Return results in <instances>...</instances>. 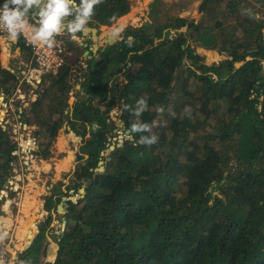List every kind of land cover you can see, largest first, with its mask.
<instances>
[{
	"label": "trees",
	"instance_id": "obj_1",
	"mask_svg": "<svg viewBox=\"0 0 264 264\" xmlns=\"http://www.w3.org/2000/svg\"><path fill=\"white\" fill-rule=\"evenodd\" d=\"M130 10V0H103L90 23L110 24ZM199 11V21L178 17L188 22L185 31L172 22L104 31L115 42L102 43L89 60L95 64L82 71L84 91L73 107L68 80L76 61L86 60L80 45L57 73L45 74L32 108L20 105L45 156L65 123L82 144L66 190L47 197L48 214L14 264H264V0H202ZM197 46L230 57L208 65ZM123 69L124 84L112 85L110 76ZM19 77L0 60L4 93L15 94ZM141 97L149 107L137 118L127 106ZM119 101L125 129L137 120L167 121L152 129L158 143L142 145L141 135L150 134L131 132L110 152ZM14 147L0 122V192ZM102 150L111 159L100 170ZM82 186L85 194L53 214L63 195ZM57 219L63 234L52 226ZM49 236L58 244L49 246L51 260Z\"/></svg>",
	"mask_w": 264,
	"mask_h": 264
},
{
	"label": "rangeland",
	"instance_id": "obj_2",
	"mask_svg": "<svg viewBox=\"0 0 264 264\" xmlns=\"http://www.w3.org/2000/svg\"><path fill=\"white\" fill-rule=\"evenodd\" d=\"M201 1L202 0H130L131 10L121 15L123 16L122 18H115L108 24L110 25L109 28L105 27V29L102 27V34L105 35L106 33L104 31L108 29H114V33L123 34L128 28H134L145 24L153 28L158 26L159 23L163 24L170 22L177 23V26L185 31V28L188 27V22L185 25H181L180 22L177 21L178 17H186L188 19L194 18L196 21H199L201 17L199 4ZM262 29L264 30V26ZM177 34L178 32L170 36H176ZM65 38L69 39V34H66ZM67 43L69 44V41H67ZM72 45H75V42L72 41L70 46ZM77 46L78 45L74 47L75 49H72V56L77 55L75 52L76 49L80 51V48ZM197 50L203 56V61L208 63V65L214 63L219 64L224 59L230 57L226 52L207 49L202 46H197ZM186 60L189 61L188 59ZM189 62L191 63V61ZM5 65H7V63L3 64V66ZM81 68L82 66L77 67L78 71H81ZM126 73L127 71L123 69L118 74V77L116 74H112L110 76L113 78L111 79L112 84L123 85L126 81ZM19 76L17 87L19 84L20 89L26 90L24 96L20 94L17 87L15 94H6L0 86V111L1 113L3 112L2 115L0 114V122L2 128L7 130L9 137L15 145L13 150L14 160L12 170L7 178L9 179V186H5L3 188L4 191L1 190L0 192V217L8 216L6 219L4 217V220H6V226L10 227L13 232L11 246H23L22 248L24 249L32 241L31 238L33 234L35 235L38 232L40 219H43L44 216L48 214V210L45 207L47 197L54 194L53 191H55V189V193H59L58 188L61 187L63 190H66L69 177L81 158L79 149L82 144V136L77 133L78 136L74 137L75 135L73 132H75V130H71L68 126L63 125L49 147L50 156L44 155L43 152H45L46 149L40 152L39 141L34 135L35 125H29L20 116L23 110V106L21 107L20 105L27 104V102L29 104V102L34 99V94L31 92L33 90V83L31 82L30 85L25 88V82L20 83V78H22L23 74L21 73ZM33 82H36V80ZM72 94L75 96L74 99H76L77 93L73 92ZM73 102L74 100H70V104ZM121 107L122 102L119 101L111 111V113L115 114L116 121L121 119ZM116 126L117 122L111 129L109 143L116 144L121 135L124 139L127 136L131 137L132 134L125 131L123 122L121 126L118 127V130H114ZM163 132L166 131L163 130ZM206 133L208 134L207 131ZM87 134L89 135V133ZM107 154L106 151L104 154L105 157H103L105 165L108 159ZM45 164L46 166H44ZM12 173L14 179H10ZM71 193H73L75 197L81 195L80 189L79 192H75L74 189H71L70 194ZM7 204L8 208L5 206ZM36 207L38 208L36 209ZM52 212L53 214H62V212L58 210H53ZM2 221L1 219L0 222ZM33 222L34 224H32ZM62 225L63 222L57 219L52 226L57 233H60ZM48 241L47 259L51 260L53 258L50 257L49 246L53 242L56 243V241L52 236L48 237ZM56 246H58L57 243ZM14 252H17V250Z\"/></svg>",
	"mask_w": 264,
	"mask_h": 264
},
{
	"label": "clouds",
	"instance_id": "obj_3",
	"mask_svg": "<svg viewBox=\"0 0 264 264\" xmlns=\"http://www.w3.org/2000/svg\"><path fill=\"white\" fill-rule=\"evenodd\" d=\"M102 3L103 0H6L3 8L0 9V29H6L9 38L16 40L20 31L31 27L26 19L31 12L38 24L32 29L33 43L39 42L51 47L55 43V37L64 30L72 34L85 31L95 15L96 7ZM148 107V100L145 97L139 98L134 108L127 106L131 115L137 118L142 116ZM157 111L162 115L165 110L160 107ZM169 112L175 115L171 109ZM166 124L167 121H153L152 124H148L137 120L131 124L130 131L149 133L150 135H141L140 144L151 147L159 140L158 135L152 132L153 127L166 126Z\"/></svg>",
	"mask_w": 264,
	"mask_h": 264
},
{
	"label": "crops",
	"instance_id": "obj_4",
	"mask_svg": "<svg viewBox=\"0 0 264 264\" xmlns=\"http://www.w3.org/2000/svg\"><path fill=\"white\" fill-rule=\"evenodd\" d=\"M89 26H95L98 29L96 32H93L92 30L88 29ZM102 27L109 28L110 25H108V24H98L97 25L95 23L91 24L89 22V24L86 26L85 31L72 34V33L68 32L67 30H64L61 34H59L61 37H63L65 39V41L70 42L71 41L70 39H74L75 40L74 42H76L75 46L80 45L83 49V53L82 54L79 53V56L85 57V59H86L84 62L82 60L83 63H81L80 60H77L76 66H74L72 69L73 72L71 73V76L68 80V82H70V84L72 86L71 91H70V98L75 97L72 94L73 92L77 93L73 88L74 85H76L77 87L80 88L79 94H81L84 91L83 80L85 78L83 77L84 75L82 76V71H87V69L89 70L92 62H94V64H95L94 60L91 62H89V60H92L93 57L96 56L97 50L102 45V43H105L106 40H108L106 42H110V43L115 42V41L111 40L107 34H105V35L102 34L103 33ZM66 34H69V39L65 38ZM20 39L21 38L17 37V39L13 41L9 38V34H5V35L0 36V60H1V63H3V64L7 63V65H5L4 67L16 72L18 75L21 74L24 70L26 73L28 69L32 68V66H30V65L35 64V63H30L31 57H30L29 51L23 45L20 44L21 43V42H19V41H21ZM110 49H113V47H111V45H110ZM3 64H2V66H3ZM96 65L99 67L100 65H103V63L100 64L99 62L96 61ZM79 66H83L81 68V71H78V69H77V67H79ZM31 71H32V69H31ZM111 79H113V78H110V83L112 84ZM42 80H40L38 78L36 80V82H33V85H32L33 90L31 92H32V94H34V96H33L34 99L32 101H30L29 104H28V102H27V104H23V106H28L29 108H32L33 102L38 100L39 95H40V90H38V87H39V85L42 86ZM25 91L26 90L21 89L20 94H22L24 96ZM70 98H69V102H70ZM73 103H71L72 107H73ZM46 164L44 166H46ZM4 217L6 219L8 216H4ZM1 218H2V216L0 217V220H1ZM17 227H18V225H17ZM31 239H33V237ZM22 247L23 246H14L13 251L17 250V252H19L21 249H23Z\"/></svg>",
	"mask_w": 264,
	"mask_h": 264
},
{
	"label": "built area",
	"instance_id": "obj_5",
	"mask_svg": "<svg viewBox=\"0 0 264 264\" xmlns=\"http://www.w3.org/2000/svg\"><path fill=\"white\" fill-rule=\"evenodd\" d=\"M5 2L6 1L0 4V9L3 8ZM26 19L31 27L20 31L17 37L21 38L29 48L31 57L30 63L35 64L30 65L32 68L28 69L26 73L25 70L22 72L23 76L20 78V83L25 82V88L38 78L42 80L45 74H48L49 72L57 73L60 66L66 61L67 56L73 53L71 47L60 35L55 37V43L51 47L39 42L33 43L32 36L34 35V32L32 29L33 27L38 26V24L33 21L29 15ZM5 34H9L7 30L0 29V36ZM18 89L19 91L21 90L20 87H18ZM2 190L4 191V189ZM5 206L7 207L8 204ZM1 219L3 221L0 222V264H14L18 252H14V247L11 246L13 232L10 227L6 226L4 216H2Z\"/></svg>",
	"mask_w": 264,
	"mask_h": 264
},
{
	"label": "water",
	"instance_id": "obj_6",
	"mask_svg": "<svg viewBox=\"0 0 264 264\" xmlns=\"http://www.w3.org/2000/svg\"><path fill=\"white\" fill-rule=\"evenodd\" d=\"M88 29H89V30H92L93 32H96L98 28L95 27V26H89ZM171 37H172V36H171ZM251 51H252V50H251ZM252 57H253V56L250 55V54H248V56H247V58H252ZM244 61H245V60L237 61L239 64H237L236 66H234V65H233V66H234L235 68H236V67H239L241 64L244 63ZM73 88L75 89V91H76L77 93L80 92V88L77 87L76 85H74ZM70 100L73 101L74 98L72 97V98H70ZM116 122H117V126L114 128V130H118V129H119L118 127L121 126L123 120H122V119H119V120L116 121ZM26 123H27V122H26ZM65 124H66V123H65ZM66 126H68L69 128L71 127L70 125H67V124H66ZM130 129H131V128H126L125 131H126L127 133L131 134V133H130V132H131ZM131 137H132V135H131ZM123 141H124V137L121 135L120 138H119V141H118L116 144H117V145H121V144L123 143ZM116 144L110 143V146H109V148H110V152H111L112 149L115 148ZM109 148H107V150H108ZM105 152H106V150H102V154H103V155L105 154ZM108 159H111V155L108 156ZM109 165H110L109 163L105 165V164H104V160H103V159H100V161H99V165H98L97 168L100 169V170H103V169H105L106 167H108ZM8 181H9V179H7V180L4 182L3 187H5V186L7 185ZM87 183H89V180L87 181ZM87 183H86V184H87ZM80 192H81V195L85 194V192H86L85 186H83L82 188H80ZM69 198L73 199L74 201H77V197H75V196L73 195V193H71L70 196L63 195V196H62V200L58 203V208H57L58 211H60V212H62V213H64V212L66 211V209H65V207H64V204H66V200L69 199ZM64 229H65V223L62 225V230L60 231L61 234L64 233ZM34 237H35V236L33 235V239H34ZM33 239H32V240H33ZM57 248H58V246H57Z\"/></svg>",
	"mask_w": 264,
	"mask_h": 264
},
{
	"label": "flooded vegetation",
	"instance_id": "obj_7",
	"mask_svg": "<svg viewBox=\"0 0 264 264\" xmlns=\"http://www.w3.org/2000/svg\"><path fill=\"white\" fill-rule=\"evenodd\" d=\"M63 38V37H62ZM64 39V38H63ZM65 40V39H64ZM67 43V41H65ZM76 43V42H75ZM68 44V43H67ZM72 107V106H71ZM66 126V124H64ZM68 125V124H67Z\"/></svg>",
	"mask_w": 264,
	"mask_h": 264
},
{
	"label": "bare ground",
	"instance_id": "obj_8",
	"mask_svg": "<svg viewBox=\"0 0 264 264\" xmlns=\"http://www.w3.org/2000/svg\"><path fill=\"white\" fill-rule=\"evenodd\" d=\"M6 186H9V182L7 183V185ZM5 222H6V220H4ZM6 224V223H5Z\"/></svg>",
	"mask_w": 264,
	"mask_h": 264
}]
</instances>
